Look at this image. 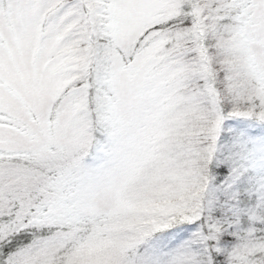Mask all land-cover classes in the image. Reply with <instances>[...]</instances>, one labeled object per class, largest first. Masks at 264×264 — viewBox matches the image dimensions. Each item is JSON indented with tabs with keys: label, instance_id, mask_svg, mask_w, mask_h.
Masks as SVG:
<instances>
[{
	"label": "snow or ice",
	"instance_id": "snow-or-ice-1",
	"mask_svg": "<svg viewBox=\"0 0 264 264\" xmlns=\"http://www.w3.org/2000/svg\"><path fill=\"white\" fill-rule=\"evenodd\" d=\"M0 264H264V0H0Z\"/></svg>",
	"mask_w": 264,
	"mask_h": 264
}]
</instances>
